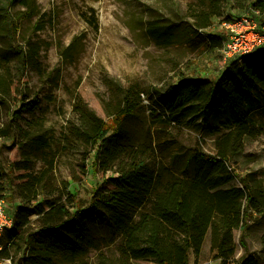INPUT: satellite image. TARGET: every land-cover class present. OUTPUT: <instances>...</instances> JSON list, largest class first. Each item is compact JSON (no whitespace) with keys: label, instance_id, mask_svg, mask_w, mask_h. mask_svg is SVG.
I'll return each instance as SVG.
<instances>
[{"label":"trees","instance_id":"16d2710c","mask_svg":"<svg viewBox=\"0 0 264 264\" xmlns=\"http://www.w3.org/2000/svg\"><path fill=\"white\" fill-rule=\"evenodd\" d=\"M165 1L174 5L173 0ZM10 3L23 10L13 12L8 4H0V45L5 47L0 59L9 61L10 55H15L23 68L39 69L38 51L31 43H26L29 54L18 45L11 47L20 21L34 15L35 1ZM228 4L238 16L257 12L264 17V0H194L182 20L153 17L145 32L158 48L185 44L211 52L220 50L223 37L205 32L215 20L235 18L225 13ZM10 85L9 79L0 77V100L9 94ZM258 87L264 88V57L225 71L214 84L182 75L177 84L167 87L157 101L146 106L149 128L145 132L128 127L144 102V93L136 85L121 88L111 114L113 127L78 102L75 113L79 127L71 136L84 148V156L99 148L97 168L118 175L110 183L146 197L148 204L136 212L109 195L96 194L83 209L76 206L67 190H58L53 200L46 198L50 167L28 173L19 194L24 205L14 213L1 257L11 258L15 264H80L91 250L114 245L115 258L108 261L100 257L99 264H189L191 255L195 261L199 259L209 235L213 258L221 264L235 263L233 232L242 224V206L258 211L255 195L235 184L232 170L234 159L244 152L245 142L262 134L250 116V95ZM198 119L209 126L217 122L220 129L214 132L218 135L211 154L198 147L179 148L162 136L163 128L187 126ZM0 137L9 135L0 129ZM20 137L29 159L47 161L49 142L41 127L21 129ZM82 168L85 174V166ZM33 216L39 228L23 237ZM236 264H264V258L247 253Z\"/></svg>","mask_w":264,"mask_h":264},{"label":"rangeland","instance_id":"374dc122","mask_svg":"<svg viewBox=\"0 0 264 264\" xmlns=\"http://www.w3.org/2000/svg\"><path fill=\"white\" fill-rule=\"evenodd\" d=\"M34 1V15L20 21L11 47L15 49L18 45L29 54L30 46L26 43H31L38 51L40 68H23L15 55H10L9 61L0 59V77L9 79L11 84L9 94L0 100V129L9 135L0 137V198L5 199L11 213L24 205L19 194L25 175L47 167L52 170L45 183L49 200L57 198L58 190H67L74 196L76 206L84 209L96 194L109 195L136 212L141 211L148 204L147 198L113 186L110 179L117 177V173H103L97 168L99 148L84 156V148L72 138V132L79 127L75 105L81 102L113 127L111 114L121 88L136 85L144 93V102L128 127L134 132H145L149 128L146 106L157 101L167 87L177 84L182 75L214 84L225 71L237 70L246 62L264 57L262 52L224 61L220 50L211 52L185 44L155 46L145 32L147 22L153 17L182 20L194 0H173L174 5L165 0ZM2 3L11 6L13 12L23 10L10 0H0ZM225 13L238 16L229 4ZM224 19L215 20L205 34L223 37ZM4 48L0 45V53ZM250 99L252 122L261 128L262 134L245 142L244 152L234 159L232 170L237 179L235 184L255 195L258 211L247 210L243 204L242 224L233 232L235 263L230 264H236L247 253L264 258V88L253 90ZM28 127L42 128L49 142L47 161L29 159L24 153L20 130ZM216 130H220L217 122L209 126L198 119L187 126L163 128L161 132L167 142L173 141L179 148L198 147L211 154L218 135L214 133ZM38 228L37 217L33 216L22 236ZM115 256L114 245H109L99 251L91 250L80 264H99L100 257L112 261ZM189 264H221L210 251L209 235L199 259L195 261L191 255Z\"/></svg>","mask_w":264,"mask_h":264},{"label":"built area","instance_id":"2783aa9c","mask_svg":"<svg viewBox=\"0 0 264 264\" xmlns=\"http://www.w3.org/2000/svg\"><path fill=\"white\" fill-rule=\"evenodd\" d=\"M224 36L220 53L224 61L256 55L264 51V17L257 12L244 13L222 23ZM14 224L4 198H0V264H15L11 258H2L5 235Z\"/></svg>","mask_w":264,"mask_h":264}]
</instances>
